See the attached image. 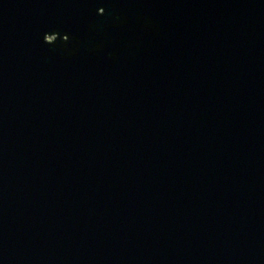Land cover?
<instances>
[{
  "label": "water",
  "instance_id": "obj_1",
  "mask_svg": "<svg viewBox=\"0 0 264 264\" xmlns=\"http://www.w3.org/2000/svg\"><path fill=\"white\" fill-rule=\"evenodd\" d=\"M0 264H264V0H0Z\"/></svg>",
  "mask_w": 264,
  "mask_h": 264
},
{
  "label": "clouds",
  "instance_id": "obj_2",
  "mask_svg": "<svg viewBox=\"0 0 264 264\" xmlns=\"http://www.w3.org/2000/svg\"><path fill=\"white\" fill-rule=\"evenodd\" d=\"M116 4L113 3L110 12L104 6H100L96 10L97 15L111 16V26L120 27L128 23V15L124 11H116ZM140 27L145 31H158L159 26L152 20L151 17H140ZM103 27V31H101ZM108 24H98L94 19L88 21L87 32L84 37L61 30L60 28H53L50 31H45L42 40L49 46V51H56L62 59H71L80 54L83 46V57L87 58L89 55L97 56L103 52L108 44L115 41V37L108 35ZM99 38V39H97ZM120 47V46H118ZM125 48L139 47V41H126L123 45ZM47 55V52L43 53ZM106 56L110 59H118L115 51H108Z\"/></svg>",
  "mask_w": 264,
  "mask_h": 264
}]
</instances>
